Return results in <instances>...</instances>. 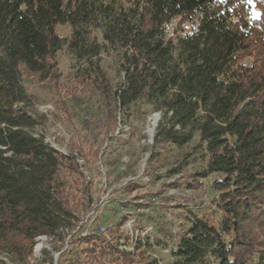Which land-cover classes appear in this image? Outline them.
<instances>
[{
  "label": "trees",
  "instance_id": "trees-1",
  "mask_svg": "<svg viewBox=\"0 0 264 264\" xmlns=\"http://www.w3.org/2000/svg\"><path fill=\"white\" fill-rule=\"evenodd\" d=\"M254 1L258 14L250 0H0V251L25 262L37 237L71 223L60 172L84 174L75 157L30 131L41 120L27 109L22 81L56 76V54L67 46L87 63L82 81L106 95L100 58L115 52L124 74L119 106L146 100L163 113L157 142L183 146L198 135L205 174L222 175L213 183L219 224L194 219L174 264H264V0ZM67 24L69 38L58 32ZM99 239L84 238L94 242L93 260L100 246L101 256L117 252ZM118 253L129 264L131 252Z\"/></svg>",
  "mask_w": 264,
  "mask_h": 264
},
{
  "label": "rangeland",
  "instance_id": "rangeland-1",
  "mask_svg": "<svg viewBox=\"0 0 264 264\" xmlns=\"http://www.w3.org/2000/svg\"><path fill=\"white\" fill-rule=\"evenodd\" d=\"M250 3L253 14H258L255 1ZM178 21L175 18L166 26L169 36L176 34ZM185 25L190 28V23ZM58 32L69 38L71 27L60 25ZM56 61V76L41 81L23 75L22 81L30 95L27 109L41 120L30 131L75 157L84 174L66 167L60 172L69 187L71 223L56 236L37 237L25 262L15 260L8 251H0V260L11 264H100L101 260L119 264L125 257L118 251H125L131 252L129 264L152 260L174 264V251L194 219L205 217L219 224L222 216L221 192L213 187L222 175L205 174L209 161L205 144L198 135L183 146L157 142L163 121L160 110L144 99L129 108L119 106L114 91L124 74L115 52H103L100 58L109 95L82 81L87 63L77 60L67 46L56 54ZM86 236L100 238L99 243L112 245L117 252L101 256L104 246H100L93 260L87 249L94 242L89 245Z\"/></svg>",
  "mask_w": 264,
  "mask_h": 264
},
{
  "label": "bare ground",
  "instance_id": "bare-ground-1",
  "mask_svg": "<svg viewBox=\"0 0 264 264\" xmlns=\"http://www.w3.org/2000/svg\"><path fill=\"white\" fill-rule=\"evenodd\" d=\"M41 247V244H38L37 249Z\"/></svg>",
  "mask_w": 264,
  "mask_h": 264
},
{
  "label": "built area",
  "instance_id": "built-area-1",
  "mask_svg": "<svg viewBox=\"0 0 264 264\" xmlns=\"http://www.w3.org/2000/svg\"><path fill=\"white\" fill-rule=\"evenodd\" d=\"M101 231H104V228L103 227H101Z\"/></svg>",
  "mask_w": 264,
  "mask_h": 264
}]
</instances>
